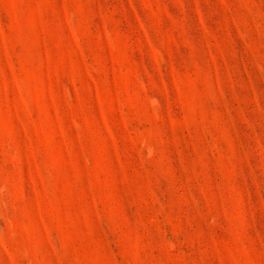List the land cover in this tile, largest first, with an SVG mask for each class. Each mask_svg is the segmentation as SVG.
<instances>
[{
    "label": "rangeland",
    "instance_id": "obj_1",
    "mask_svg": "<svg viewBox=\"0 0 264 264\" xmlns=\"http://www.w3.org/2000/svg\"><path fill=\"white\" fill-rule=\"evenodd\" d=\"M0 264H264V0H0Z\"/></svg>",
    "mask_w": 264,
    "mask_h": 264
}]
</instances>
